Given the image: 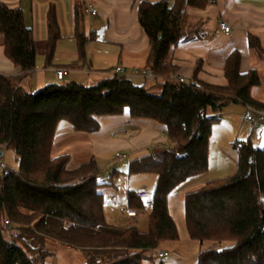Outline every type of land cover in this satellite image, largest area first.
Listing matches in <instances>:
<instances>
[{
    "label": "trees",
    "instance_id": "obj_1",
    "mask_svg": "<svg viewBox=\"0 0 264 264\" xmlns=\"http://www.w3.org/2000/svg\"><path fill=\"white\" fill-rule=\"evenodd\" d=\"M213 2L141 0L136 4V19L148 40L143 69L156 74L153 83L137 86L122 74H114L89 86L73 81L51 83L34 92L20 86L35 68L32 30L20 9L0 2L4 55L20 70L16 77L0 74V150L12 149L17 162L14 169L5 165L0 170V264H45L50 254L46 238L90 253L84 264H144L152 258L159 259L157 264H167L158 255L146 253L161 243L179 241L167 197L188 177L206 170L208 140L212 124L219 120L217 114L231 103L264 111V102L251 96V88L260 85L259 73L255 69L240 73L238 51L225 60V85L198 79L199 61L188 82L175 81L174 48L189 36L186 8L203 9ZM83 8L75 4L77 59L66 68L83 63L91 38L84 32ZM60 39L55 10L50 6L46 64H52ZM248 48L264 59L257 36L248 35ZM124 113L164 126L168 143L128 163L129 174L156 176L144 232L133 225L121 228L106 222L100 192L104 184L97 181L93 157L70 169L68 154L51 156L60 121L68 122L74 131L93 133L100 127L96 117ZM233 148V174L207 181L183 197L188 239L199 246L213 245L198 251L195 264H264V145L254 147L247 139L235 142ZM127 205L137 210L144 207L135 192L127 194ZM12 226L18 233L8 239L4 233Z\"/></svg>",
    "mask_w": 264,
    "mask_h": 264
},
{
    "label": "crops",
    "instance_id": "obj_2",
    "mask_svg": "<svg viewBox=\"0 0 264 264\" xmlns=\"http://www.w3.org/2000/svg\"><path fill=\"white\" fill-rule=\"evenodd\" d=\"M139 1L141 0H0L8 8L22 11L24 23L31 28L36 43L35 68L22 78L20 81L21 88L26 92H34L51 83H62L65 78L67 79L66 82L73 81L89 86L114 75V70L118 66L123 68L122 75L134 85L141 86L145 83H153V80L145 79L140 73L147 56L148 40L136 19L135 6ZM86 2L93 5L96 13L94 15L84 14V32L85 35L91 36L85 46V59L83 63H78L79 67L66 68L67 65L77 59L74 40L75 4L85 5ZM50 6L54 7L61 39L57 42L52 64L48 65L45 62L44 51L47 38V12ZM186 14L185 29L189 36L174 48L175 76L182 77L188 82L194 66L199 61L201 69L198 79L213 85H225L226 79L223 73L225 60L231 52L238 51L240 53V73L255 69L260 76V85L251 88L252 98L264 102V95L259 89L263 85L264 59H260L248 48V35L252 34L259 38L264 50V0H214L213 3L208 4L203 9L187 7ZM221 21L229 24V34H224L220 30ZM2 43L3 37L0 35V74L7 77L19 76V68L14 66L4 55ZM41 43H44V46H40ZM56 69L66 71L61 80L56 78ZM244 109L246 110V106L243 105V109L239 110L238 113L241 118L239 128L246 126L251 129L249 125L241 124ZM255 114L260 122L264 121V111H261V114L256 112ZM122 116L128 120L114 119L113 116H101L96 117V119L100 126L105 123V126L116 127L117 129L112 135L120 138L121 141L128 144L133 141L130 147L135 152L148 149L153 145L155 148L147 154L153 153L160 146L168 145L164 126L147 119H131L127 114H122ZM135 128H141L145 133L142 136H135ZM69 130H57L56 127L51 154L52 156L68 154L70 156L68 166L75 168L81 163L77 162L72 166V156L65 152L67 150H59L60 154L58 152L53 154L56 147H61L57 142L58 137L61 138L60 140L66 139L64 136L68 135ZM256 132L254 133L251 129V132L247 134V139L254 147H262L264 139L260 140ZM82 134L83 132L74 133V138H70V141L76 139V141L85 142L86 139L83 140ZM85 134H90V136L96 134V137L91 139V143L101 145L102 142L97 138V131ZM135 138L137 140L134 142ZM98 146H96L97 149ZM155 181L156 176L152 190H154ZM194 184L196 182L174 192L172 197L175 206L178 205V195L191 186L196 187L193 186ZM141 211L139 210L137 215L131 219H135ZM128 219L130 218H123L124 221H128ZM185 236L187 237L186 232ZM170 247L174 250V243H171ZM169 264L182 263L173 261Z\"/></svg>",
    "mask_w": 264,
    "mask_h": 264
},
{
    "label": "rangeland",
    "instance_id": "obj_3",
    "mask_svg": "<svg viewBox=\"0 0 264 264\" xmlns=\"http://www.w3.org/2000/svg\"><path fill=\"white\" fill-rule=\"evenodd\" d=\"M40 46H44V43H41ZM262 78L263 85L259 89L261 94L264 95L263 72ZM66 80L67 79L65 78L63 82H66ZM241 109H243V105L231 103L217 114L219 120L212 124L211 134L208 140V165L206 170L200 174H196L187 178L168 195L169 198L167 197V209L171 217L176 222L180 234V242H173L174 250L172 247H170L172 242H164L161 243L159 247L154 249L151 253L147 252L146 254H150L153 257H156L158 252L166 251L167 255L161 257V260L166 262L167 264L172 263L173 261L180 262L182 264H195L198 251L200 249L213 246L210 242H205L203 243V245L199 246L197 242H191L188 237L185 236L186 231L183 219V197L186 192L198 188V186L203 185L207 181L225 178L235 172L236 151L233 148V145L237 141H246L248 137L247 134L251 132V129L249 127L243 126L242 128H239L241 118L239 117L238 113ZM251 114L253 116V123L255 124V126H257L256 133L258 134V138L260 140H263L264 121L260 122L255 112L251 111ZM124 115H126V113H124ZM113 117L114 119L125 121L128 120V118L122 115H115ZM64 129H70L69 133L67 136H64V138H66L64 140H60L61 138L58 137L57 142L61 145V147H56L53 154H56L57 152L58 154H60L59 150H67L65 152H68L72 156V166L77 164V162H86L91 158V156L93 157L97 167V181L104 184L100 188V192L102 193L103 197V211L106 222L110 225L121 228L133 225L140 232L146 231L148 226V206L144 205L143 209H141V213H139L135 219L130 218L128 219V221L123 220V218L125 217L122 213V209L128 207L127 194L129 192H136L141 188L150 193L153 192L152 184L154 182L155 174H129L127 167L129 161L147 154V152L151 151L153 148H155V146L151 145L152 147L150 146L148 147V149H143L142 151L135 152L130 147L133 141H131L130 144L121 141L120 138L112 135L117 128L114 126H105V123H102L99 127V130L97 131V138L100 139V142H102L99 146L91 143V139L95 138L96 134L94 136H92L91 134L90 136V134L83 133L82 138L83 140L86 139L85 142L76 141V139L74 141H70V138H74V133L81 132L73 131L71 125L66 121L59 122L57 130ZM134 131L136 132H134L135 136H142V134L145 133L143 130H141V128H135ZM136 140L137 138L134 139V142ZM68 141L70 142L67 143ZM96 146H98V149L96 148ZM159 148L162 147L160 146ZM116 154L124 155V157L117 159L115 157ZM1 160H3L5 165L9 168L14 169L17 167L15 154L12 149H4ZM68 168L70 167L68 166ZM194 182H196V184H194L193 186L196 187L191 186L183 191L180 195H178V205L175 206V202L172 197V195H174V192L179 191V189H183L184 187L188 186V184ZM138 211L139 210H137V212ZM132 221L135 222L133 223ZM11 233H18V230L15 226H12L10 229H7L5 231V237L11 239ZM44 244L46 250L50 252V254L45 259V264H84L87 257L90 255V253H87L86 251L72 249L52 239L46 238ZM158 261V258H152L151 260L146 259L144 261V264H151V262L153 264H157Z\"/></svg>",
    "mask_w": 264,
    "mask_h": 264
},
{
    "label": "built area",
    "instance_id": "obj_4",
    "mask_svg": "<svg viewBox=\"0 0 264 264\" xmlns=\"http://www.w3.org/2000/svg\"><path fill=\"white\" fill-rule=\"evenodd\" d=\"M83 12H84V14H87V15H94L96 13V10L90 2H86L84 5V8H83ZM219 27H220V30L224 34L230 33V26L227 22L221 21L219 24ZM135 71H138V70L135 69ZM114 73L115 74H122L123 68L120 66L116 67L114 70ZM140 73L145 79H147L149 81L154 80L156 78V74L154 72H152L151 70L142 69L140 71ZM55 74H56V78L58 80H61L64 77V75L66 74V71L63 69H56ZM175 81H177L179 83H186L187 82L182 77H178V76L175 77ZM251 111L256 112L258 114H261V111H257V110L255 111V110H252L251 108L247 107L244 114H243L241 124L249 125L251 127L252 131L255 133L256 132V126L253 123V116L251 114ZM2 150H4V147H2ZM115 157L118 159V158L124 157V155L116 154ZM4 167H5V163L0 158V170L3 169ZM135 195L144 202L145 206H148V207L151 206V204H152L151 193H149L145 189L141 188L135 192ZM122 213L124 214V217H126V218H133L137 215L138 212L136 209H132V208L127 207V208L122 209ZM4 224L9 225V221L5 220ZM157 255H158V257L161 258V257L166 256L167 252L166 251H160V252H158Z\"/></svg>",
    "mask_w": 264,
    "mask_h": 264
},
{
    "label": "water",
    "instance_id": "obj_5",
    "mask_svg": "<svg viewBox=\"0 0 264 264\" xmlns=\"http://www.w3.org/2000/svg\"><path fill=\"white\" fill-rule=\"evenodd\" d=\"M2 155V150H0V156Z\"/></svg>",
    "mask_w": 264,
    "mask_h": 264
}]
</instances>
